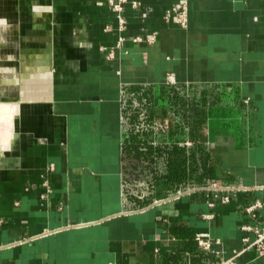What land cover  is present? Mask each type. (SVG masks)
I'll list each match as a JSON object with an SVG mask.
<instances>
[{
  "label": "crops",
  "instance_id": "crops-1",
  "mask_svg": "<svg viewBox=\"0 0 264 264\" xmlns=\"http://www.w3.org/2000/svg\"><path fill=\"white\" fill-rule=\"evenodd\" d=\"M186 1L0 0V264H264V0Z\"/></svg>",
  "mask_w": 264,
  "mask_h": 264
},
{
  "label": "built area",
  "instance_id": "built-area-1",
  "mask_svg": "<svg viewBox=\"0 0 264 264\" xmlns=\"http://www.w3.org/2000/svg\"><path fill=\"white\" fill-rule=\"evenodd\" d=\"M107 3L117 12V18L118 22L121 26H123L125 22V18L122 15L121 11L123 10V4L126 0H106ZM135 4V3H134ZM172 18L175 23H177L179 26L185 27L187 24V1L186 0H178V2L168 9L165 14V18ZM120 40L123 39L122 37L119 38ZM147 41H152L154 39V35H149L145 38ZM134 41L142 40L140 36H135L133 38ZM112 53H110L109 56H111ZM170 81V80H169ZM189 144V141L187 142ZM52 167V164H50V168ZM194 189H204L208 190L212 194V198L208 200V204L210 206H213L216 201L220 202H228L230 198V194L228 193L230 190H233V187L231 186H224L217 181H209L207 184H204L203 186H190L185 188V192H190ZM226 191L225 193H222L223 191ZM264 204L261 200H255L252 204L244 206V210L247 213H250L251 216H255V209L261 207ZM3 224V219L0 217V226ZM243 229L246 232H253L254 238L250 239L248 234H245L242 237V241L244 242L245 249L255 247L257 249L258 255L262 256L264 258V226L258 227L253 226L250 224L244 225ZM195 241L198 245V247L202 250H212L214 244L218 242V240H213L206 234L202 232H196L195 233ZM237 253V252H236ZM235 255L224 259L223 261H220L219 264H237L234 260Z\"/></svg>",
  "mask_w": 264,
  "mask_h": 264
},
{
  "label": "trees",
  "instance_id": "trees-1",
  "mask_svg": "<svg viewBox=\"0 0 264 264\" xmlns=\"http://www.w3.org/2000/svg\"><path fill=\"white\" fill-rule=\"evenodd\" d=\"M178 103L180 104H183V99L179 98L178 97ZM179 105V104H178ZM190 122L194 123V120H189ZM179 132H181V130H178ZM204 158H203V162H204ZM185 163L186 161L183 159V158H178L176 160L175 163L172 162V165L170 166L171 168L175 167V174H176V181H177V186L178 188L179 187H182L183 185H185V179L186 178H193L194 180L200 178V176H196L194 175L195 173V167L191 164V161L189 162L190 163V169L189 171L186 172V169H185ZM203 176L205 175V173L208 174V177L211 179V178H215L216 177V169H215V166L213 163H211V156H210V163L208 165V168H207V172L206 170L204 169L203 167ZM172 174V172L170 173ZM171 179V177H170Z\"/></svg>",
  "mask_w": 264,
  "mask_h": 264
},
{
  "label": "bare ground",
  "instance_id": "bare-ground-1",
  "mask_svg": "<svg viewBox=\"0 0 264 264\" xmlns=\"http://www.w3.org/2000/svg\"><path fill=\"white\" fill-rule=\"evenodd\" d=\"M4 113L2 112L1 105H0V144H4L8 138V132L7 130L2 128V123L4 120Z\"/></svg>",
  "mask_w": 264,
  "mask_h": 264
},
{
  "label": "rangeland",
  "instance_id": "rangeland-1",
  "mask_svg": "<svg viewBox=\"0 0 264 264\" xmlns=\"http://www.w3.org/2000/svg\"><path fill=\"white\" fill-rule=\"evenodd\" d=\"M12 88H14V86ZM2 90H4L3 93H5V95H0V101H11L12 99V101H15L12 90H10L8 87L3 88Z\"/></svg>",
  "mask_w": 264,
  "mask_h": 264
}]
</instances>
